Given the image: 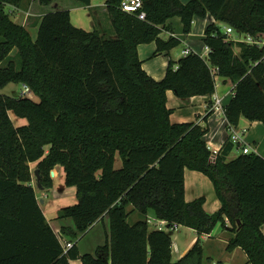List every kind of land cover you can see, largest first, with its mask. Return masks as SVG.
Returning <instances> with one entry per match:
<instances>
[{
    "label": "trees",
    "instance_id": "obj_1",
    "mask_svg": "<svg viewBox=\"0 0 264 264\" xmlns=\"http://www.w3.org/2000/svg\"><path fill=\"white\" fill-rule=\"evenodd\" d=\"M30 2L0 0V90L23 84L35 95L0 92V264H213L204 261L202 235L218 224L232 235L229 251L240 247L248 263L264 264V157L242 153L228 161L235 147L230 138L213 161L205 139L211 105L203 124L173 123L167 105L168 90L181 98L213 95L217 67L236 83L225 108L229 126L237 128L241 117L264 123V46L236 42L223 28L264 34V0H143L144 20L123 11L122 0H107L113 35L76 27L70 10L58 9L42 16L36 40L7 10L27 9ZM209 14L216 22L205 31L207 57L192 52L178 68L171 61L161 81L144 70L140 44L156 42V55L170 54L182 42L161 37L163 30L174 32L168 21L180 17L189 34L194 18ZM10 111L27 123L16 126ZM37 161L45 189L53 188L51 173L59 165L65 184L77 189L78 202L59 213L75 223L61 229L74 242L67 251L32 185L30 164ZM186 168L211 179L222 204L217 212L205 210L204 197L186 201ZM134 211L139 219L132 223ZM151 211L169 225L197 231L178 261L171 234L150 230ZM105 214L111 222L107 244L81 254L77 240Z\"/></svg>",
    "mask_w": 264,
    "mask_h": 264
},
{
    "label": "crops",
    "instance_id": "obj_2",
    "mask_svg": "<svg viewBox=\"0 0 264 264\" xmlns=\"http://www.w3.org/2000/svg\"><path fill=\"white\" fill-rule=\"evenodd\" d=\"M37 1L38 0H32L30 4L27 5L29 6L27 10L16 7H9V8L11 12H14L16 10V12H18V16H22L24 13L25 21H27V19L30 16H34L36 18L34 20V23L36 24L37 27L39 26L38 24H40L42 16L46 14V11L44 10L45 7H50V10L52 11H55L56 9L59 8L58 4L55 3V0H53V2L49 5H43L39 1L38 2ZM35 6L37 7V10L41 9L40 13L33 10ZM70 12H71L72 23L76 27L84 28L88 31L95 30L92 27L88 28L89 21L93 20L94 18H99V17L106 19L109 18L111 22V18L108 11L107 0H91L90 5H84L78 2V4H76L73 7V9H70ZM175 18L176 17H173L168 21V24L172 26L174 32H171L169 30H163V32L161 33V37L164 39H168L170 35H174L178 37L181 40V42L184 44L183 46L184 49L186 47H189L196 52H204L205 44L203 39L205 37V31L209 24L216 22L214 17L211 16L210 14L207 15L206 18L195 17L193 21L192 31L189 34H185L183 32V28H184L183 22H180L177 25V22H174ZM179 19L180 21H182L181 18ZM16 23L19 22L16 21ZM111 31L112 30H110L109 32ZM235 34L237 33L235 32L234 35H232L231 37L232 38L238 37L235 36ZM184 49L181 50V56L179 55L178 57H175L176 47L170 51V54L162 53L156 55L155 52L157 50V44L156 42H150V43L140 44L138 47V53L142 61V66L144 70L157 81H161L166 76L167 69L171 61L174 64V67L178 68L179 60L185 56L183 54ZM221 78H222L221 84L213 95H197L190 98H181L178 97L173 90L167 91V99H168L167 105L173 111L171 114V121L173 123H184V122H194V121L201 122L202 118L209 111L211 105L212 107L211 109L213 110V113L208 120L209 132L206 134L205 139L207 141L210 150L213 153L217 152V154H219L226 141L233 136V132L231 130L232 128H230L228 120L226 119L225 115L221 112H215L213 109L214 95L217 93L220 96H224V97L226 96L225 100H227L230 96L228 97V95L226 94L230 92V90H232V87L235 84L230 79H225L223 77ZM229 85L231 87L227 89ZM220 90L222 92V95L220 94ZM247 121H248L247 118L241 117L239 126L236 129V131L241 133L246 144L251 147L252 152H255L264 157V138H261L260 142L258 143V144L261 143L259 146L250 143V141L246 136L250 128V126L247 124ZM248 122L251 124L252 127L253 123H255L256 121H248ZM26 123L27 122L25 123L22 122L21 125H25ZM251 140L254 141L255 138L252 137ZM235 147H238L240 151L243 153V149H242L243 146L241 147L240 145H238ZM238 156L239 155L233 156L231 152L227 159L228 161H231L237 158ZM37 165H38V161L32 162L30 164L33 174L34 171L36 170ZM53 171H54V175L52 176L53 188L51 189L39 188L38 182L35 179L34 175H33L32 185L36 191L37 197L40 201V205L44 211V214L50 226L57 234V231L61 232L62 227L65 226L71 228L75 227V223L73 219L71 218L60 219L59 213L62 208L66 206L74 205L78 202V200H77L76 187L74 186L68 187L65 184L66 176H65L64 167L60 165L56 166ZM56 178L59 179L58 183L55 182ZM201 197L205 198L204 208L210 214L217 212L222 206L211 179L200 171L186 168L185 170L186 201L189 202L194 201ZM132 209H133L132 206L129 207V210ZM149 216L153 220L157 219L153 211L149 213ZM138 219H139L138 213L136 211L132 212L129 217V221L133 223ZM149 227L150 230H153V228L155 227V221L149 223ZM183 227H185L189 231L190 237L187 241H185L181 245L177 242L175 243L176 253L175 254L173 253V261H178L180 258H182L194 245V243L198 238L197 231L190 227L180 225L178 227V230H181ZM110 230H111L110 217L108 214H105L100 219H98L84 234H82L79 240H77L78 241L77 245L80 249L81 254H86V253L95 254L98 247L107 244L110 236ZM214 231L211 234L202 235L203 242L210 241L214 237L213 235L218 237L219 233L220 234L224 233L222 229L216 230L215 232ZM262 231L264 233V224L262 226ZM231 236H232L231 233H227V234L224 233L223 237L221 236L218 240L221 244H217V243L212 244L214 247H216V250L213 253L218 255V257L215 258L210 255L208 257L209 262H212L213 264H250L248 263L247 254L242 248L237 247L233 251H229L227 249V245L229 243V239ZM63 239L64 241H71L69 237L64 235H63ZM70 264H83V262L80 259H72L70 260Z\"/></svg>",
    "mask_w": 264,
    "mask_h": 264
},
{
    "label": "rangeland",
    "instance_id": "obj_3",
    "mask_svg": "<svg viewBox=\"0 0 264 264\" xmlns=\"http://www.w3.org/2000/svg\"><path fill=\"white\" fill-rule=\"evenodd\" d=\"M32 1V0H30ZM183 3H188L190 0H182ZM38 2V1H37ZM36 2V3H37ZM55 3L58 4V9H73V7L78 4V1L77 0H55ZM29 4H26V7L27 9L29 8V6H27ZM26 9V10H27ZM56 9V10H58ZM7 10L10 11V8L8 7ZM34 11H37V12H41V9L37 10V7L35 6L33 8ZM46 11V13L48 12H51L52 10H50V7H45L44 9ZM55 10V11H56ZM43 11V9H42ZM11 17L12 19L19 23H23L22 25H25V27L30 31L31 33V36H32V39L33 40H36L37 36H38V29H39V26L36 27V24L34 23V20L36 19L34 16H30L27 21H25V14L23 13L22 16H18V12H16V10L14 12L11 13ZM180 17H176L174 19V22H177V25L182 22L180 21L179 19ZM22 19V20H21ZM109 19V18H108ZM108 19L106 18H94L93 20H90L89 21V27L88 28H93V29H99V30H102L104 33H106L107 37L108 35H113V28H112V25H111V22H110V19L108 21ZM38 20V19H37ZM40 20V18H39ZM38 20V21H39ZM173 20V19H172ZM15 21V22H16ZM94 21V22H93ZM93 22V23H92ZM39 25V24H38ZM94 25V26H92ZM227 26H230V25H227ZM177 27V26H176ZM110 30H112L111 32H109ZM106 31V32H105ZM236 32V30H235ZM234 32V33H235ZM237 33V32H236ZM234 35V34H233ZM264 36V34H261ZM235 36H238V37H241L243 39L246 38V36L244 34H235ZM232 38V37H231ZM234 38V37H233ZM2 40V38L0 37V41ZM184 44H180L179 46L176 47V50H175V57H178L179 55L181 56V50L184 49L183 48ZM240 48L238 46H236V50H239ZM16 53V50L13 51L12 55H15ZM231 86L229 85L227 89H229ZM24 90H25V87L23 84H15V83H10L8 84L6 87L2 88L0 90V92L2 94H5V95H18V94H21V95H24ZM220 94L222 95V92L220 90ZM35 97V95L33 96V98ZM233 97H229L226 101H225V104H228L231 100H232ZM10 115L13 119V122L15 123L16 126H20L23 123L27 122L26 119L24 118H19L18 116H16L14 114V112L10 111ZM249 121V120H248ZM247 121V124L250 126L249 128V132L247 133V138L248 140L250 141V143H253L254 145H260L258 144L261 140V138H264V123L263 122H260V121H256L255 123H253V126L251 127V124ZM238 128V127H237ZM237 128H232V130H236ZM234 135V134H233ZM252 137L255 138V140H251ZM235 146H238V145H235ZM49 146L46 147V152L49 150ZM242 152L240 151V149L238 147H234V150L232 151V155L233 156H237V155H240ZM35 179L37 180L36 178V175L33 174ZM56 183L59 182V179L56 178ZM40 192V191H39ZM222 229L224 231L225 234L229 233L228 231H225L221 224H219L218 226L215 227V231L216 230H220ZM213 230V231H214ZM172 238H173V253L175 254L176 253V248H175V243H179L180 245L183 244L185 241H187L190 237V233L189 231L183 227L181 230H167ZM214 231V232H215ZM224 233L222 234H218L219 236L216 237L215 235H213L214 237L208 241V242H203L202 240V245H203V248H204V261L207 263L208 262V257L211 255L213 257H218V255L214 254L213 252L216 250V247H214L212 244L213 243H217V244H221L218 240L219 238L223 235ZM213 246V247H212ZM218 259V258H217ZM221 259V258H220Z\"/></svg>",
    "mask_w": 264,
    "mask_h": 264
},
{
    "label": "built area",
    "instance_id": "obj_4",
    "mask_svg": "<svg viewBox=\"0 0 264 264\" xmlns=\"http://www.w3.org/2000/svg\"><path fill=\"white\" fill-rule=\"evenodd\" d=\"M121 9L127 13H131V14H135L137 15L140 19H145L146 18V11L144 10V2L143 0H122L121 5H120ZM224 28V32L230 36L234 34L235 29L231 26H227V25H223ZM246 36L245 39L241 38V37H236V38H231L232 40L236 41V42H244L246 44L249 45H256L259 47L264 46V36L260 35L258 37L252 36L250 34H244ZM192 52H196L194 51L192 48L186 47L183 50V54L185 56L189 55ZM211 52V48L207 45H205L204 48V52H196L199 53L201 56L203 57H207L209 55V53ZM212 73L213 76L215 78L216 81V90L217 88L220 86L222 78L219 74V69L217 67H213L212 68ZM25 90H24V95L28 96L30 98H33L34 94L31 91V89L24 85ZM235 89H236V83L234 84V86L232 87V90H230V92H228L226 95H228V97H234L235 94ZM226 97V96H225ZM225 97L224 96H220L217 93L214 95L213 101V109L215 112H221L225 115V108L227 106V104H225ZM230 128H233L230 126ZM232 130V129H231ZM233 132V136L231 137L233 143L235 145H240L243 149V153L245 154H249L252 153V149L250 146H248L244 140V138L242 137L241 133H239L236 130H232ZM217 152H214L212 155V159L213 161L216 160L217 157ZM155 221V229H159V230H177L179 225L177 223H174L173 225H169V222L166 220H162V219H151V217L149 218L148 222L152 223ZM57 235L60 238V240L62 241L63 247L65 249V251H67L68 249H70L71 247H73L74 242L73 241H64L63 239V234L59 231H57Z\"/></svg>",
    "mask_w": 264,
    "mask_h": 264
},
{
    "label": "water",
    "instance_id": "obj_5",
    "mask_svg": "<svg viewBox=\"0 0 264 264\" xmlns=\"http://www.w3.org/2000/svg\"><path fill=\"white\" fill-rule=\"evenodd\" d=\"M225 36L227 37V34H225ZM34 174L36 175L37 178V182H38V187L44 189L43 185L41 184V175H40V170L36 169ZM51 175H54V171H52ZM43 201V200H42Z\"/></svg>",
    "mask_w": 264,
    "mask_h": 264
}]
</instances>
